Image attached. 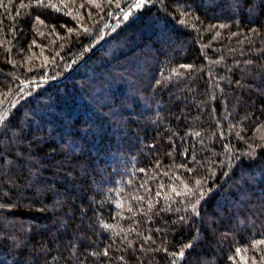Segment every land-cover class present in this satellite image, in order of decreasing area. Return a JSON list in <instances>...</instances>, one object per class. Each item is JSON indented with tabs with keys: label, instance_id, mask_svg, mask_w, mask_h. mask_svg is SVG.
I'll list each match as a JSON object with an SVG mask.
<instances>
[{
	"label": "trees",
	"instance_id": "16d2710c",
	"mask_svg": "<svg viewBox=\"0 0 264 264\" xmlns=\"http://www.w3.org/2000/svg\"><path fill=\"white\" fill-rule=\"evenodd\" d=\"M138 2L0 0V264H264V0Z\"/></svg>",
	"mask_w": 264,
	"mask_h": 264
},
{
	"label": "snow or ice",
	"instance_id": "6c2138e0",
	"mask_svg": "<svg viewBox=\"0 0 264 264\" xmlns=\"http://www.w3.org/2000/svg\"><path fill=\"white\" fill-rule=\"evenodd\" d=\"M144 0H139V2L136 4V7H140L143 4ZM183 253H181L182 255Z\"/></svg>",
	"mask_w": 264,
	"mask_h": 264
}]
</instances>
